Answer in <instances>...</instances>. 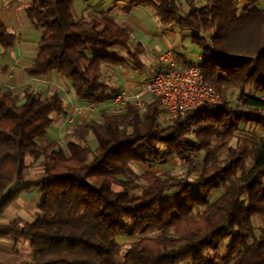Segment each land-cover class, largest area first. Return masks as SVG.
Instances as JSON below:
<instances>
[{
  "label": "trees",
  "instance_id": "1",
  "mask_svg": "<svg viewBox=\"0 0 264 264\" xmlns=\"http://www.w3.org/2000/svg\"><path fill=\"white\" fill-rule=\"evenodd\" d=\"M130 1L150 7L159 23L190 31L202 52H214L201 64L204 82L222 97L236 88L242 108L189 111L163 127L157 100L143 111L129 103L121 113L102 112L100 122L72 128L64 151L38 143L55 117L67 114L57 92L41 98L0 88V214L29 188L21 186L27 159L43 170L35 184L39 214L30 223L0 226V239L26 245L29 256L20 264H264V140L231 144L241 126L264 132V100L255 96H264V9L254 0H182L187 10L178 0ZM240 2L246 7L238 10ZM26 14L43 32L26 73L56 72L79 101L99 105L114 91L104 66L146 68L142 44L132 45L129 29L107 14L77 18L73 0H34ZM12 44L0 20V46L7 51ZM113 48L126 57L109 54ZM173 158L187 160L184 177L132 168ZM255 217L262 223L258 236ZM123 237L136 240L125 246L117 241ZM225 241L228 257L218 252Z\"/></svg>",
  "mask_w": 264,
  "mask_h": 264
},
{
  "label": "crops",
  "instance_id": "2",
  "mask_svg": "<svg viewBox=\"0 0 264 264\" xmlns=\"http://www.w3.org/2000/svg\"><path fill=\"white\" fill-rule=\"evenodd\" d=\"M33 1L34 0H0V20L4 27L12 35L13 40L12 47L7 51H4L0 46V88L11 89L19 96H22L24 90L26 89L32 90L39 95L42 93L43 89H46V91H52V81L62 82L63 79L56 72H51L43 78H32L25 71L33 63L37 54L38 42L43 34L41 30L34 28L26 14V9ZM82 1V5L79 6V13L81 14H78L77 10H74L77 18H83L82 14L84 9L87 7V4L93 8L96 6L95 2L101 0H89L87 1V4L84 3L85 0ZM201 1L202 3L204 2V0ZM261 1L262 0H254V6L259 10H263V8L260 7ZM102 2L105 7L110 10L107 12V15L113 17L120 25L128 28L133 36L134 34L142 36L143 39H146V41L147 39L149 41L150 38L156 39L155 42H152L154 51L157 52L160 49L162 51L172 50L182 64H195L198 62V59L202 54V50L192 42L190 31L185 29L181 30L179 28L175 30H167L164 27L165 24H157L159 21L157 20L158 22H156L154 14L153 18L158 26H155L156 28H151V26L148 25V17L145 18L146 15L140 12H144L147 8L150 9V7L143 5L131 7L130 0H104ZM120 3L124 4V7L121 9V14L116 10L117 4L120 5ZM92 10L95 11V8ZM140 13L142 15H140ZM144 42H135V44H142L145 55L149 52V48L147 45L148 42L147 44ZM184 45L191 46H189L190 48H186ZM113 50L119 51L120 48H113L112 51ZM108 53L111 54V52ZM187 55H190V57L194 56V60L187 59ZM157 64L158 68L155 69V71L161 69L159 63ZM148 70L155 72L152 69ZM63 81L68 83L64 79ZM116 93L117 92H113L110 93V95ZM255 96L264 100V97L261 94H255ZM41 98L45 97L41 96ZM70 115L72 114H66V116L62 118L70 117ZM39 142L44 144L53 141H49L48 138H46L44 141L38 140V143ZM39 163L40 161L34 162L30 158L27 159V168L23 172L25 178L21 186L27 185L29 188L20 192L16 199L0 214V226H6L16 219L30 223L37 216V204L41 195L39 190L35 187V184L39 182L43 172ZM28 256L29 252L26 245L23 243H14V240L11 238L0 239V264H20L23 260L27 259Z\"/></svg>",
  "mask_w": 264,
  "mask_h": 264
},
{
  "label": "rangeland",
  "instance_id": "3",
  "mask_svg": "<svg viewBox=\"0 0 264 264\" xmlns=\"http://www.w3.org/2000/svg\"><path fill=\"white\" fill-rule=\"evenodd\" d=\"M102 1H104V0L95 2L96 6L93 7V8H95V11L92 10L93 8H91L86 3V1H84V3L87 4L86 5L87 7L83 11V14H82L83 19L87 20V19H90L91 17H93L95 15L100 16L102 14H107V12H109L110 10L107 7H105V5ZM82 2H83L82 0H73V9L75 11L77 10L78 14H81V13H79L80 12L79 6L82 5ZM197 2H198V4H202L201 0H197ZM178 3L181 6H183L185 10H187L182 0H178ZM240 3L241 4H239L238 10H241L242 8L246 7V3H243V2H240ZM123 7H124V4H122V3H120V5L117 4V6H116L117 12L121 14V12H122L121 9ZM260 7L264 9V0H262L260 2ZM145 11L144 12L140 11V12L142 14L146 15L145 18L148 17V19H147L148 25H150L151 28L152 27L156 28L155 26H158L157 24L160 25V23L157 21V18H156V22H158V23L157 24L155 23V19L153 18L154 11L151 8L150 9L147 8V10H145ZM141 13H140V15H142ZM164 27L167 30L178 29L177 25L174 23L165 24ZM132 38H133L132 45H134L135 42H140V41H143V42L145 41L144 43H146V44L148 42L147 45L149 48L148 49L149 52L141 57L142 61L146 65V68L144 70L139 71V70L133 69L131 66L123 67V68L122 67L112 68V67L104 66L103 67V78L114 89V91H113L114 93L118 92L120 89L125 87L126 83L133 82V81H135V82L141 81L142 82L143 80L150 77L152 75V73H155V72H151L148 69H152L155 71V69L158 68L157 57L163 51L161 49L157 52L154 51V49H153L154 47H153L152 42H155L156 39L150 38L149 41H148V39L146 41L145 38L143 39L142 36H138L136 34H134V36L132 35ZM189 46H191V45H184V47H186V48H190ZM170 51L173 53L172 50H170ZM108 52H111V55L115 56L117 58H125L126 57V53L122 49H120L119 51H114V50L112 51V49H110V50H108ZM187 59L194 60V56L190 57V55H187ZM130 77H132V79H128ZM51 84L53 86L52 91L51 90L46 91V89H43V91L40 95L42 97H47L52 92H54V91L57 92L64 101L67 114H72V115H70V117H67V118L55 117L54 124L47 131V135H48V133H49V135H48V137L46 135L44 140H46V138H48L49 141L52 140L54 143H56L58 146H60L64 151L66 150L65 144H66L67 139H68L67 136L70 134L72 128H74L77 125L86 124L89 121H93V120L100 122L101 121L100 114L102 112H109V113H113V114L121 113V112L117 111V109L111 108L109 101H110L112 95L107 97L106 101H104L102 104H99V105L88 104L86 102H82V101L77 100L75 98L73 92H72V89H71L69 83H65V81H63V79H62V82L52 81ZM246 89H247L248 93H251V94L253 93V91L251 90V88L249 86H247ZM113 92H110V93H113ZM237 93L238 92H237L236 88H234V89L231 88L226 92V95L223 98H225L226 101H231V100L237 98L235 96ZM146 104H149V101ZM78 109H79V111H77ZM143 110H144V108L141 109V111H143ZM68 118L71 119V122H68ZM159 119H160L161 125L163 127L170 125V123H167V120L162 119L161 117ZM245 137L254 138L255 140H264V132H262L260 129H258L254 126H250V125H245L243 127L241 126L240 131H238L236 133V137L232 140L231 144L235 145L237 140L245 138ZM88 140H90L92 147H94L92 137H89ZM201 158H202V154L199 153L197 155V157L195 158V161L197 164H199L201 162ZM132 168L137 173L144 172V171H156V172L168 171L172 175H175L178 177H184L187 174V171L189 170L187 161L183 162L182 160L177 159V158H173V159L169 160L168 163L163 165V166H147V165L145 166V165H140V164H133ZM189 177H190V179H192L194 177V174H191ZM221 192H222V190L213 193L212 197L210 199V202L215 200L221 194ZM172 194H173V191L167 192L168 196H170ZM36 213L39 214V212L37 210H36ZM252 224L254 227L255 235L258 236L259 235V229L262 228V223H261V220L259 219V217H255L252 221ZM146 236L149 237V236H153V235L147 234ZM135 240H136L135 238L123 237V238H119L117 241L119 244H124L125 246H127L130 243L134 242ZM227 244H228V241H225L219 247L218 252L221 256H224V257L229 256V253L226 250ZM210 253H212V252H210ZM230 256L232 258H236L235 254H231ZM234 260L235 259H233V261L230 264H234ZM117 261L122 262V260L120 258H118Z\"/></svg>",
  "mask_w": 264,
  "mask_h": 264
},
{
  "label": "built area",
  "instance_id": "4",
  "mask_svg": "<svg viewBox=\"0 0 264 264\" xmlns=\"http://www.w3.org/2000/svg\"><path fill=\"white\" fill-rule=\"evenodd\" d=\"M209 46L206 39V47ZM213 54L214 52L210 54L208 51L202 52L197 63L182 64L170 50L161 52L157 58L161 69L142 82L126 83L125 87L111 97L109 101L111 108L122 112L129 103H132L141 110L148 101L151 103L157 100L161 109L160 117L170 124L179 114L189 111L200 109L218 111L225 104L232 111L240 110L242 103L238 98L226 101L219 92L204 82L201 64ZM68 122H71L70 118ZM191 159L190 157L189 160Z\"/></svg>",
  "mask_w": 264,
  "mask_h": 264
}]
</instances>
